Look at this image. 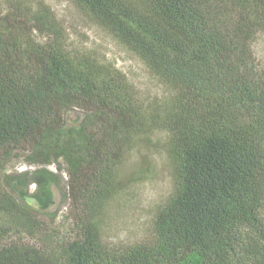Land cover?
Returning a JSON list of instances; mask_svg holds the SVG:
<instances>
[{
  "label": "trees",
  "instance_id": "trees-1",
  "mask_svg": "<svg viewBox=\"0 0 264 264\" xmlns=\"http://www.w3.org/2000/svg\"><path fill=\"white\" fill-rule=\"evenodd\" d=\"M4 1L0 264H264V0H72L165 88L149 99L72 45L47 2ZM156 134L173 188L148 235L112 244L102 219L119 171ZM22 159L36 169L10 170Z\"/></svg>",
  "mask_w": 264,
  "mask_h": 264
},
{
  "label": "rangeland",
  "instance_id": "rangeland-1",
  "mask_svg": "<svg viewBox=\"0 0 264 264\" xmlns=\"http://www.w3.org/2000/svg\"><path fill=\"white\" fill-rule=\"evenodd\" d=\"M54 10L61 24L70 36L71 44L94 52L101 60L112 61L122 69L137 85L140 93L147 99L165 92V88L150 73L142 60L119 42L105 28L87 17L72 0H43ZM6 8L0 0V13ZM257 59L264 68V35L258 36L254 43ZM80 111L71 112L76 119ZM162 134L152 137V144L139 145L128 156L119 171L120 190L107 205L103 214L102 226L105 239L112 244H127L143 239L150 233L153 216L157 207L166 200L173 188L171 164L162 148ZM27 168L30 164L22 160L12 163L10 170ZM50 168L57 171L56 165ZM62 174V187L68 175ZM58 209V225H67L68 201H61V191L54 187ZM32 202V200H30Z\"/></svg>",
  "mask_w": 264,
  "mask_h": 264
},
{
  "label": "built area",
  "instance_id": "built-area-1",
  "mask_svg": "<svg viewBox=\"0 0 264 264\" xmlns=\"http://www.w3.org/2000/svg\"><path fill=\"white\" fill-rule=\"evenodd\" d=\"M36 167H37L36 165H30L29 169H28V167H27V168H22V169L19 168V170L22 171V170H26V169H28V170H30V171H34V170L36 169ZM31 186H32L33 189H35V188H36V183H32Z\"/></svg>",
  "mask_w": 264,
  "mask_h": 264
}]
</instances>
